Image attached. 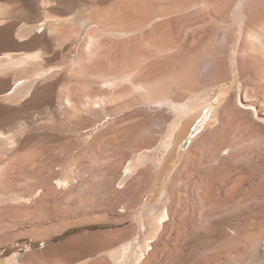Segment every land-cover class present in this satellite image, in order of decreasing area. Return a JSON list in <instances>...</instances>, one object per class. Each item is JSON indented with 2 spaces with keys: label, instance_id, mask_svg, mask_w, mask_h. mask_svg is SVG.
Returning a JSON list of instances; mask_svg holds the SVG:
<instances>
[{
  "label": "rangeland",
  "instance_id": "rangeland-1",
  "mask_svg": "<svg viewBox=\"0 0 264 264\" xmlns=\"http://www.w3.org/2000/svg\"><path fill=\"white\" fill-rule=\"evenodd\" d=\"M45 3L0 0L1 34L26 44L0 40V130L15 134L0 140V264H264L263 200L254 204V194V206L214 215L210 182L185 172L193 158L207 165L215 144L226 155L225 131L245 137L238 147L264 141V75L233 63L251 33L264 38V0H71L66 11ZM89 8L107 16L95 49L83 44L88 27L63 41L48 25L38 31L48 16ZM94 60V72H76ZM66 96L85 124L70 122ZM168 97L193 108L182 120L201 113L174 155L175 142L167 145L182 115ZM38 167L45 181L29 171ZM18 242L24 249L2 256Z\"/></svg>",
  "mask_w": 264,
  "mask_h": 264
},
{
  "label": "bare ground",
  "instance_id": "bare-ground-1",
  "mask_svg": "<svg viewBox=\"0 0 264 264\" xmlns=\"http://www.w3.org/2000/svg\"><path fill=\"white\" fill-rule=\"evenodd\" d=\"M54 3H56V5L59 7L63 6V8L61 7L62 11L68 10L69 6H71L70 5L71 0H46L45 4L49 8L50 6H53ZM241 6H242V3L240 2L237 5L238 11H240ZM48 8H46V9H48ZM53 8L57 9V7L55 5L53 6ZM53 8H50V9H53ZM106 17L107 16H106L105 12H102L98 9H91V8H89L85 11L83 17H79L75 14H68V15H64V16H60V15L57 16L56 15L54 17L48 16L45 18L44 21L42 20L43 22H41L39 24L38 31H43L44 29H46V26L48 25L51 27L52 31H54L56 33L55 37H57V39L59 41H63L65 39L71 37L72 34L79 32L80 28L85 29L88 27L86 30V34L84 35L83 44H84V47H86V49H90L91 47L95 49V47L97 45L95 47H93V45L99 43L98 39H97V37L99 35L97 33H98V31L100 32V30H103V27H104L103 26L104 24L102 25L101 21H105L103 18H106ZM103 23H106V22H103ZM3 31L4 30H2L1 33H3ZM260 35L259 34L255 35V34L251 33L250 37H253V41H254L253 44H239V47L235 51V58H234L233 63L235 64V67L238 70H240L242 73H246V75L249 73H251L253 75L256 74V76H259V75L263 76L264 75V38L260 37ZM4 37H6V35L1 34L0 40L2 41V39ZM90 50H92V49H90ZM240 52H243L244 56L246 55V57L245 58L240 57L239 56ZM91 53H92V51H91ZM11 54L12 53H8V56H10ZM40 55H41V53L38 50L33 51V52H29V53H26L25 57H21L19 61H24L27 58L39 57ZM91 55L93 56V54H91ZM97 56H99V55H96V59L98 58ZM97 63H99L98 60H94L89 65L88 64H82V65H80L81 66L80 68L78 67V70H76V72L77 71L82 72L83 70H88V73L94 72V70H96L95 66ZM54 70L55 69L51 68V69L47 70L46 73H48L49 71L53 72ZM257 74H259V75H257ZM77 75H79V74H77ZM79 78L77 80H79ZM18 81H20V80H18ZM85 82H86V80H85ZM83 83L84 82H82V84ZM91 87L92 86H90V89H91ZM13 89L14 88L12 87L8 92L13 93L14 92ZM12 90H13V92H12ZM194 91H195V89H194ZM90 93H92V92H90ZM9 98H12V97H9ZM159 99H161V98H159ZM166 101L172 103L175 106L174 109L176 111H178L180 113V115H182L181 116L182 118L180 119L181 121H179V122L175 121V123L173 124L174 126L171 127L173 129L172 133L174 136L171 137V135H170V137H171L170 140L168 139V138H170L169 136L167 138L169 140L167 148L175 142L174 149L172 151H170V153H171L170 155H174L173 153H175V151L178 150L177 148H178V146H180L182 144L183 140H185L187 138L189 139V135L191 134V130H190L191 126H193L195 120L199 117V115H201V113L198 112L200 114H198L197 116L196 115H192V116L190 115V117L188 119L182 120L183 116L191 114V111L193 110V108H191L187 104L178 103L176 101V98L175 99L169 98ZM156 102H158L160 104V103H164L165 101L164 100H158ZM66 104L68 105V109L70 111V118H72L71 116L74 117V119L73 118L70 119V122H72L74 125L85 124L86 123L85 117L83 115L84 109L79 107V105H75L72 102V100L67 96H66ZM91 112H93V111H91ZM192 114H193V112H192ZM238 128L240 129L241 132H243V134H245V136H247V135L249 136L250 134H253V133H251L252 131L250 129H249L250 130L249 131V130L243 129L242 127H238ZM233 130H235V129H231V131H225L224 132V137H223L224 139L222 140V143L224 145L228 144V146H229V148H227L228 151H227L225 156H221L220 158H218V156H217L218 152L217 151H218V149H220L221 146H219L218 144H215L216 146H212L213 148L211 149V151L207 155V156H209V158H206L207 162H209L207 165L204 164L206 162L203 161L204 162L203 163L202 160H198V159H201L200 157H198V158H193V160H194L193 165L187 164L185 167V172H186V175L188 178L192 179V175L194 173L190 174L189 169H193L195 171L196 176L197 177L199 176L198 179H203V180L205 179V181L208 180L210 182L209 188L211 190L209 192L210 195H208L207 198L208 199L212 198L213 203H216V202L219 203L220 202L219 204H221L219 206H215V204L213 205V203H212L211 209H212V213L214 215L217 213H222L223 216L230 215V217H233L232 214H234L235 212L234 213L233 212L232 213H226V212L228 210H230L231 208L234 209L235 207H236V210H237V208H239L240 211L245 210L244 206L248 207V208L252 207L253 202L255 201L254 200L251 203V201L253 200L252 196L254 194H257L256 202H254V204L260 205L259 203H261V200H263V202H264V154H262V150L264 148V141L261 140L259 143H257V142L248 143L247 145L243 143L240 147H238L235 144L237 142H242L245 139V137L239 141H236V139L234 137L232 139H230L229 135ZM12 133H10V131L8 132V131L3 130V129L0 130V140L1 141L11 140L12 138L15 137V134H12ZM16 136H18V135H16ZM2 143H5V142H2ZM12 147H10V148H12ZM5 148L8 149L9 147L8 148L5 147ZM6 149H5V151H6ZM5 151H4V153H6ZM7 153H6V155H7ZM249 155H251V156H249ZM246 156H249V157H247L248 158L247 160L244 159ZM170 159H171V157H170ZM212 162H214V163L210 164ZM43 163H45V162H43ZM40 168L41 167L33 168V169L31 168L30 170L29 169L28 170L29 171L32 170L31 172L34 173L33 175L44 176V178L42 176H41V178H43L45 181V179H47L48 177L46 178V175H44L43 168L42 169H40ZM171 169H172V166H167L164 164L162 166L161 173L165 176L167 173H169L171 171ZM29 171H27V172H29ZM49 171H50V169H49ZM4 174H6V173H4ZM14 176H16V175H14ZM48 176H50V175H48ZM185 179H187V178H185ZM188 180H190V179H188ZM192 181H195V180L192 179ZM40 182H42V180H40ZM57 183L59 186L62 184L61 181H57ZM186 183H189V182H186ZM198 184H200V182H198ZM63 185L64 184H62V186ZM260 194H261V197L259 196ZM54 199L55 198L52 196H48V195L44 196L42 194V200L45 202H46V200H48L49 202H52ZM208 208L209 207H207V209ZM211 209H210V211H211ZM40 212L42 213V211H40ZM46 213H48V212H46ZM212 213H211V215H212ZM167 217H168V213L164 212V214H162V216L159 217L158 219H159V221L162 222ZM238 217H240V216H238ZM213 221H215V220H213ZM34 223L35 222H33V224ZM71 245H73L74 248H77V250H80V249H81V251L85 250L83 248L84 245H82V247H78L81 244L78 245V243L76 241H72ZM127 248H128V246H125L123 249L126 250ZM12 254L16 255L17 252L15 254L14 253H12Z\"/></svg>",
  "mask_w": 264,
  "mask_h": 264
},
{
  "label": "water",
  "instance_id": "water-1",
  "mask_svg": "<svg viewBox=\"0 0 264 264\" xmlns=\"http://www.w3.org/2000/svg\"><path fill=\"white\" fill-rule=\"evenodd\" d=\"M7 26H0V33H1V31L2 30H4L5 28H6ZM5 32H6V30H5ZM7 35H6V37H4L3 39H2V41H4V42H10V44H4L3 46L4 47H7V48H18V47H20V46H23V45H26V44H17L18 42H17V40H16V38H15V36H14V33L13 32H11V33H6ZM1 35V34H0ZM28 42H30L29 40H28ZM32 245H34V244H32ZM16 249H19V250H22V249H24V246H23V244H21V243H15V244H12V245H9V246H6V247H4V249H3V251H2V256H10L13 252H14V250H16Z\"/></svg>",
  "mask_w": 264,
  "mask_h": 264
}]
</instances>
